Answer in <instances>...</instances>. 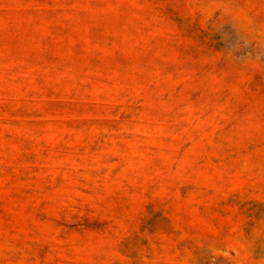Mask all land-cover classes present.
Segmentation results:
<instances>
[{"label": "rangeland", "instance_id": "obj_1", "mask_svg": "<svg viewBox=\"0 0 264 264\" xmlns=\"http://www.w3.org/2000/svg\"><path fill=\"white\" fill-rule=\"evenodd\" d=\"M0 264H264V0H0Z\"/></svg>", "mask_w": 264, "mask_h": 264}]
</instances>
